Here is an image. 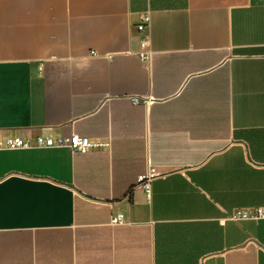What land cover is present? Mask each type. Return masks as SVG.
<instances>
[{"label":"crops","instance_id":"0c3cea01","mask_svg":"<svg viewBox=\"0 0 264 264\" xmlns=\"http://www.w3.org/2000/svg\"><path fill=\"white\" fill-rule=\"evenodd\" d=\"M74 133L109 147H0V264H264L230 218L264 206V0H0V143Z\"/></svg>","mask_w":264,"mask_h":264},{"label":"built area","instance_id":"2783aa9c","mask_svg":"<svg viewBox=\"0 0 264 264\" xmlns=\"http://www.w3.org/2000/svg\"><path fill=\"white\" fill-rule=\"evenodd\" d=\"M151 21L149 13H144L141 22L137 25L138 31L141 34V48L142 58L150 57L149 51V35L148 27ZM132 102L140 103L144 100L150 103V99H141L140 97H132ZM7 148H28L33 146L43 147H69L73 151L80 153H87L93 148H106L109 147L108 142L94 141L87 136H82L74 133L70 136L55 137L51 134L38 135L33 139H24L21 137L7 138L5 143H0V147ZM162 173L155 167H151L145 175L139 177V187H142L147 194H151V181L161 175ZM233 220H263L264 219V206L255 207L251 209H235L230 217ZM125 221V216L120 213L113 218L114 224H121Z\"/></svg>","mask_w":264,"mask_h":264}]
</instances>
